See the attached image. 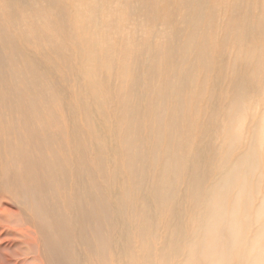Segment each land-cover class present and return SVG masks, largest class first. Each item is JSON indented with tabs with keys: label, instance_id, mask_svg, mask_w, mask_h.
<instances>
[{
	"label": "bare ground",
	"instance_id": "1",
	"mask_svg": "<svg viewBox=\"0 0 264 264\" xmlns=\"http://www.w3.org/2000/svg\"><path fill=\"white\" fill-rule=\"evenodd\" d=\"M177 1L122 14L129 0L114 11L87 0L70 16L51 0L58 15L44 22L0 0V198L28 181L48 197L12 230L40 244L39 264H264V113L243 144L251 96L263 95L264 0L245 14L236 0ZM19 124L32 159L13 141ZM35 159L45 182L8 169Z\"/></svg>",
	"mask_w": 264,
	"mask_h": 264
},
{
	"label": "rangeland",
	"instance_id": "2",
	"mask_svg": "<svg viewBox=\"0 0 264 264\" xmlns=\"http://www.w3.org/2000/svg\"><path fill=\"white\" fill-rule=\"evenodd\" d=\"M13 1L15 2L16 8L18 9V13L21 12L20 14H25L26 13L25 8L28 6H31V8H29L27 10L29 12V14H32L34 16H38L44 22H46L49 18L57 17V15H58L57 11L55 9H53L51 6H49V2L51 0H25V1L24 0H13ZM65 1L70 5V10H69L70 16H72L73 11L78 12V11H80V9L82 7H84L87 4V0H65ZM111 1H114V0H109V3L107 5H105L106 9L108 8V9H111L112 11H114V9L119 8L121 0H118L117 3H115V2L112 3ZM236 1L239 4L240 9H241L243 14H245L247 11H250V8H249L250 0H236ZM178 2L179 1L174 0V5L178 4L177 6L176 5L175 6L179 9H181L182 7H179V6H181L182 3L181 2L178 3ZM132 3L135 4L136 0H129V3L127 5H124L123 7H121L120 12H122V14H127L128 10L132 6ZM20 9H22V10H20ZM101 9L104 12V9L102 6H101ZM252 10H253V8H252ZM106 15H107V13H100V18H103ZM135 20L136 19L134 17H132V21H131L132 23H130V24L128 23L129 25H127L125 23L126 27L129 30H131L133 27H138V26H135L133 24V22ZM136 21H138V20H136ZM25 22H27V20ZM138 22H140V21H138ZM86 25H89V20L87 21ZM116 25L118 26V22H116ZM160 29L163 31L162 36H164L165 32L167 30L166 26L163 25L162 27H160ZM98 34L102 35L104 37V39L106 38V31H102ZM139 34L142 35L143 32H140ZM86 38H94V37L81 33L78 40H81V39L84 40ZM163 40H164V37H163L162 41ZM258 41H259L260 45L262 46L263 42H262L261 37H259ZM180 42L181 41L178 42V45L180 44ZM246 43H247L246 44L247 49L252 47V43L250 40L247 41ZM232 46L237 47L239 45L235 44ZM229 53L231 55H233L232 52L229 51ZM3 55L7 56L6 53H4ZM11 66H12V64L11 65L9 64L10 69H12ZM249 73L251 75H253L254 71L250 68ZM6 76H7V73H6ZM47 83H49V81H47ZM262 94L263 95L259 98V100H258L256 95L251 96V99L254 101L256 100V102L258 104H256V105H254L253 103L250 104V109H249L250 118L246 122L245 136H244V140H243L244 147H246V148H249L250 146H252L258 139L257 134L259 133L260 130L255 127L254 120H256V118L258 116H262L264 113L263 107H262V106H264V87L262 90ZM23 114H25V113H23ZM25 116H26V114H25ZM35 118H37V117H35ZM5 119L7 120V126L12 125L10 122V118H5ZM66 119L68 121V117H65V120ZM37 121H38V118H37ZM4 129L6 130V128H4ZM235 129H236V124H234V126H233V130H235ZM13 133H15L14 135H16L15 137H13L14 142H18L19 138L17 135H19V134H20L22 140H24V143L22 146V152L24 153L26 158H29V157H30L29 159H32V157L34 158V155H35L34 150L35 149H34L33 145L31 144V142L29 141V139L26 136H24L23 126L20 124L18 126H14ZM25 146H26V149H25ZM258 146H260L259 143H258ZM27 147H28V149H27ZM260 151L263 154L264 149L262 148V146H260ZM4 153H5L4 154L5 156L8 155L6 152H4ZM4 160L8 161L7 158ZM0 165H1L0 166V174L1 173L3 174V173H5L3 168H6V166H8V165L1 164V163H0ZM2 165H4L5 167ZM11 168L14 170L16 169V171L14 173L15 176L14 175H12V176H14L18 180L32 179L35 176H38L39 178L42 179L43 176L41 174H44L43 173L44 171L39 167V164L36 162V159H35L34 163L32 161V165L29 166L28 169L22 168L21 165L15 166V167H10L8 169H11ZM40 170H41V172H40L41 174L38 175L39 174L38 172ZM42 180L44 182L46 181V179H42ZM28 182H27L28 185L26 184L25 187L22 185L23 182L17 185V187H16L17 188V192H16L17 196L15 195V193H12V192L8 193V191H7V192L2 194V197L4 200L0 198V209L2 208L1 207L2 203H6L12 207V211L8 212L5 215L6 220H2V219L0 220V223L2 224V225L0 224V228L6 227V228H9V230H10L9 234L6 235L5 237H3L1 239V242H0V246H1V248H0V251H1L0 252V264H4V263L5 264H39L38 261L34 260L36 257V254L34 255L33 251H38L37 246H39V248H40V244L39 245L38 244L32 245L29 243L31 245V246H29V244H27V243H28V241L31 242L30 239H27V237H23L19 233H13L12 232V230H16L17 228L20 229V228L24 227L27 223L26 221L31 220V216L33 215L34 209L38 210L42 214L43 208H47L45 204L48 202V199H47L48 197L46 195H44V192L40 195L39 191L35 190L36 187L34 185L33 186L30 185ZM33 191H36V192H33ZM62 197L63 196L61 195V198H59L58 200L62 199ZM43 198H44V200H43ZM47 218H48V215L43 218L44 222H46L45 227H49L50 226L49 224H51V223H48L49 221ZM82 229H84L83 226H82ZM35 231H36V229H35ZM78 231H79V228H77V229L75 228L71 231V234L76 235L78 233ZM35 235L37 236V233H35ZM51 236H52V233L48 232V237L47 236L46 237L52 245L53 242H57V239L55 237H51ZM53 239H55V240H53ZM63 240H64V242H63ZM63 240H62L63 245H60L57 243H56V245L62 246L65 248L67 246L69 248L70 246H72L75 243V241H74V243H71L68 245V243H66V241H68V239L63 238ZM81 252H83V250H81ZM65 253H66V251H65ZM54 256H55V258L52 259V261L54 262L53 264H56L55 262L57 260L63 261V259L60 256L52 255V257H54ZM41 257L44 261V257L43 256H41ZM65 257L66 256L64 255V258ZM89 257L90 256H88L87 258H89ZM63 263H64V261H63Z\"/></svg>",
	"mask_w": 264,
	"mask_h": 264
}]
</instances>
